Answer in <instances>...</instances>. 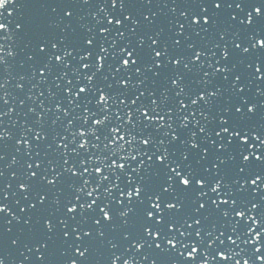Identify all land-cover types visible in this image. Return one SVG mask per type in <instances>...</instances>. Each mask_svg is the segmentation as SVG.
<instances>
[{
    "label": "snow or ice",
    "instance_id": "snow-or-ice-1",
    "mask_svg": "<svg viewBox=\"0 0 264 264\" xmlns=\"http://www.w3.org/2000/svg\"><path fill=\"white\" fill-rule=\"evenodd\" d=\"M0 264H264V0H0Z\"/></svg>",
    "mask_w": 264,
    "mask_h": 264
}]
</instances>
